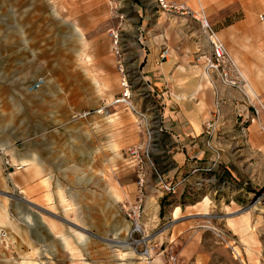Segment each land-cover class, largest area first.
<instances>
[{
  "label": "rangeland",
  "instance_id": "rangeland-1",
  "mask_svg": "<svg viewBox=\"0 0 264 264\" xmlns=\"http://www.w3.org/2000/svg\"><path fill=\"white\" fill-rule=\"evenodd\" d=\"M203 21L236 64L230 75L237 83L210 75L222 94L214 88L210 104L200 106L205 120H220L210 136L212 148L190 160L197 161L191 174L196 184L182 187L179 195L181 184L173 179L168 183L175 193L160 188L158 203L144 200L138 219L142 231L131 234L126 209L135 200L133 169L125 181L111 176L115 200L108 224L91 217V211L79 218L69 203L62 209L35 205L29 200L27 170L17 177L10 174L16 167L6 168L0 264H264V131L251 121L254 109L264 119V0H0V148L26 143L34 129H59L74 120V113L115 97L119 73L111 29L119 34L132 100L151 124L161 117L163 105L145 107L152 97L138 73L147 54L154 49L160 57L167 48L159 64L200 70L209 78ZM39 76L43 85L28 92L26 85ZM111 111L132 114L121 106ZM129 146L114 145L116 171L131 169ZM158 204L160 213L153 219Z\"/></svg>",
  "mask_w": 264,
  "mask_h": 264
},
{
  "label": "crops",
  "instance_id": "crops-1",
  "mask_svg": "<svg viewBox=\"0 0 264 264\" xmlns=\"http://www.w3.org/2000/svg\"><path fill=\"white\" fill-rule=\"evenodd\" d=\"M159 59L158 52L152 49L142 72L138 73L145 93L152 97L151 105L145 107L155 110L157 104L163 105L161 117L150 124L151 160L155 170L149 169L146 203L150 200L158 203L161 196L157 174L167 182L179 181V195L182 187L196 184L191 174L197 161L190 160H198L212 148L204 131L206 109L200 105L210 104L214 88L222 94L211 74L207 73L208 78L200 70L186 71L166 61L159 64ZM143 139L136 117L128 113H92L65 121L59 129H34L26 143L0 148V190L9 188L3 173L7 168L4 160L9 159L13 166L20 167L10 174L27 170L29 200L35 205L56 204L62 209L63 202L69 203L81 213L79 218L84 217V211H91V217L107 219L106 223L110 224L108 213L111 201L115 200L111 176L118 175L125 181L132 172V168L124 166L117 171L111 167V154L116 152L114 145L126 148ZM157 207L153 219L159 216V204ZM50 234L53 233L50 231Z\"/></svg>",
  "mask_w": 264,
  "mask_h": 264
},
{
  "label": "built area",
  "instance_id": "built-area-1",
  "mask_svg": "<svg viewBox=\"0 0 264 264\" xmlns=\"http://www.w3.org/2000/svg\"><path fill=\"white\" fill-rule=\"evenodd\" d=\"M159 2L164 3V0H159ZM202 27L210 45V56L208 58L206 57V73L211 74L213 72H216L224 84L236 85L237 79L232 78L230 72L231 70L236 71L237 66L232 60L225 44L223 43L217 32L206 21L202 22ZM108 35L111 37L112 53H114V55L118 57L117 69L119 73V91L111 101L101 104L99 107L94 109L76 112L72 117L84 118L92 113L100 115H110L112 113L111 109L118 106H121L130 111L136 117L137 123L144 135V139L130 145L126 150V164L131 167L136 173L135 200L126 209L127 220L129 221V232L132 234L134 232L136 233L142 231L138 219L140 217L145 200V190L147 178L149 176V169L155 170L150 157L153 133L147 113L140 107H138L132 100V85L129 77V70L125 67L124 60L122 59L121 52H119L118 48V31L111 29L108 32ZM167 54L168 49L165 48L160 54V57L165 58ZM44 81V77L39 76L34 81L26 85V90L28 92L37 91L43 85ZM254 110L255 113H252L251 121H255L259 130L264 131V119L260 118L258 109ZM219 120V117H216L211 119L208 118L205 121L204 131L209 136V138L211 134L215 132L219 124ZM4 164L7 168L10 167L12 170L13 167H16L17 169L20 168L19 166H13L10 163L9 159H5ZM157 177L161 189L163 190L162 192H176L175 185H171L170 183L166 182L164 178L159 174H157Z\"/></svg>",
  "mask_w": 264,
  "mask_h": 264
},
{
  "label": "trees",
  "instance_id": "trees-1",
  "mask_svg": "<svg viewBox=\"0 0 264 264\" xmlns=\"http://www.w3.org/2000/svg\"><path fill=\"white\" fill-rule=\"evenodd\" d=\"M166 199H167V197H165V196L161 198V200H160L161 207H162V205H164L166 203Z\"/></svg>",
  "mask_w": 264,
  "mask_h": 264
},
{
  "label": "bare ground",
  "instance_id": "bare-ground-1",
  "mask_svg": "<svg viewBox=\"0 0 264 264\" xmlns=\"http://www.w3.org/2000/svg\"><path fill=\"white\" fill-rule=\"evenodd\" d=\"M248 87H250V85H248ZM251 88V87H250ZM252 89V88H251ZM254 94V93H253ZM145 254H149V251L145 252Z\"/></svg>",
  "mask_w": 264,
  "mask_h": 264
}]
</instances>
